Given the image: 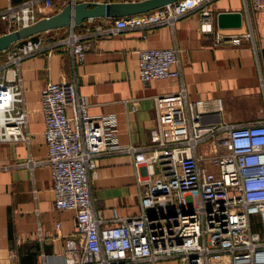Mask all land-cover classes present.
<instances>
[{
	"label": "built area",
	"instance_id": "1",
	"mask_svg": "<svg viewBox=\"0 0 264 264\" xmlns=\"http://www.w3.org/2000/svg\"><path fill=\"white\" fill-rule=\"evenodd\" d=\"M201 2L177 0L86 31L107 35L126 28L173 26ZM243 3L247 11L264 10V0ZM52 12L53 0H23L0 9V20L12 30ZM75 25L43 30L35 40L0 50V141H30L24 58L62 49L74 64L83 61L89 33L75 30ZM199 28L214 33L215 43L251 39L249 30L222 32L205 5ZM178 51L176 46L137 50L142 82L180 79L177 91L153 97L157 117L147 147L120 144L114 112L89 113L76 75L42 86L46 155L29 157L24 164L33 169L46 163L54 206L74 210L75 230L65 237L61 264H157L175 258L181 264H264V115L256 121H229L220 116L221 97L189 99ZM119 150L132 153L139 210L119 215L114 209L116 222L110 224L94 206L91 179L99 155ZM43 236L39 227L37 237Z\"/></svg>",
	"mask_w": 264,
	"mask_h": 264
},
{
	"label": "crops",
	"instance_id": "2",
	"mask_svg": "<svg viewBox=\"0 0 264 264\" xmlns=\"http://www.w3.org/2000/svg\"><path fill=\"white\" fill-rule=\"evenodd\" d=\"M21 1L0 0V9ZM69 1L53 0V12ZM201 4L210 10L215 21L220 10H240L239 27L216 26L222 32L249 30L251 39L239 44L230 40L215 43L214 33L200 30L202 5H195L173 26L161 24L149 30L126 28L97 35L86 31L87 27H106L115 17L83 20L74 26L77 31L89 33L84 38L86 48L81 63L74 64L62 49L22 60L30 141H0V264H61L65 237L75 230L74 210L54 206L49 166L40 163L30 169L24 164L29 157L42 159L46 155L40 91L48 80L76 75L78 92L86 97L89 113L114 112L120 144L147 147L157 117L153 97L177 91L180 79L162 77L142 82L137 50L176 46L189 99L221 97L220 116L229 121H256L264 115V10L247 11L243 0H202ZM4 31L6 23L0 20V33ZM130 99L135 101L134 109ZM97 162L91 190L94 206L102 210L105 222H116L112 219L114 209L119 215L137 213L139 199L132 153L105 152ZM39 227L44 233L42 239L37 237Z\"/></svg>",
	"mask_w": 264,
	"mask_h": 264
},
{
	"label": "water",
	"instance_id": "3",
	"mask_svg": "<svg viewBox=\"0 0 264 264\" xmlns=\"http://www.w3.org/2000/svg\"><path fill=\"white\" fill-rule=\"evenodd\" d=\"M177 0H78L69 1L59 10L43 16L35 22L17 29L0 33V50L13 43L21 45L26 40H35L43 30L61 27L67 24H78L87 18L118 17L137 14ZM219 27H239L242 24L240 10H220L216 13Z\"/></svg>",
	"mask_w": 264,
	"mask_h": 264
},
{
	"label": "rangeland",
	"instance_id": "4",
	"mask_svg": "<svg viewBox=\"0 0 264 264\" xmlns=\"http://www.w3.org/2000/svg\"><path fill=\"white\" fill-rule=\"evenodd\" d=\"M157 264H181V260L179 258L175 259H162L157 262Z\"/></svg>",
	"mask_w": 264,
	"mask_h": 264
}]
</instances>
